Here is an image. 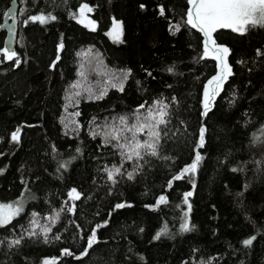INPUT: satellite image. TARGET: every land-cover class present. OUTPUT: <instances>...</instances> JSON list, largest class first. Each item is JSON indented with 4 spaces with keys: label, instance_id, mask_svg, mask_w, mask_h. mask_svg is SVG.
Returning a JSON list of instances; mask_svg holds the SVG:
<instances>
[{
    "label": "trees",
    "instance_id": "16d2710c",
    "mask_svg": "<svg viewBox=\"0 0 264 264\" xmlns=\"http://www.w3.org/2000/svg\"><path fill=\"white\" fill-rule=\"evenodd\" d=\"M11 1L0 0V23ZM19 3L12 59L0 30V201L26 203L0 225V264H264V27L214 31L230 74L206 110L217 59L187 24L188 0ZM86 3L94 27L76 16ZM158 100L167 123L157 155L124 159L114 145L132 133L110 143L105 133ZM197 152L196 170L183 173Z\"/></svg>",
    "mask_w": 264,
    "mask_h": 264
},
{
    "label": "snow or ice",
    "instance_id": "6c2138e0",
    "mask_svg": "<svg viewBox=\"0 0 264 264\" xmlns=\"http://www.w3.org/2000/svg\"><path fill=\"white\" fill-rule=\"evenodd\" d=\"M188 3L191 7L187 11V24L191 25L193 28H198L201 32L204 33L206 38H211V34L217 28H230L235 32L244 33L250 27H264V0H188ZM143 7V6H142ZM91 11V9L87 5L81 6V23L84 22L83 13L84 11ZM163 8H161V14H163ZM55 16L37 15L29 18L31 21H39L40 23H47L49 20H55ZM89 24H93L94 22L88 21ZM2 27V25H0ZM114 39L118 40L121 35L120 24L118 22H114L113 31L109 33ZM215 44V41H212ZM62 47V45H61ZM216 52V58L221 61L222 64V74L219 76L213 77L209 80V86L215 84V87L211 88L209 91L208 88L205 89V109L207 110L208 104L211 102L212 96L215 94L216 90L220 86V82L222 79H225L227 74H230V68L227 63L224 61V55L228 53V49L225 47H216L214 49ZM208 53V43H205V55ZM17 54L12 52L10 55H7V59H12ZM171 71V69H169ZM125 74V79L127 75ZM83 76V73H81ZM103 95V93H101ZM99 98V97H97ZM145 105L141 104L137 112L133 114L134 123L130 126L127 123V118L120 117V124L123 127L116 128L115 126L112 129L105 133L106 143H110L112 140L119 141L123 133L125 131L132 133L131 137H123L125 143H117L114 146L121 150L120 155L126 160L143 159L141 154V149L145 151L146 154L151 156L157 155V145L160 141V125H165L167 123L165 117L167 116V112L165 111L167 105L162 101H155L154 105L147 108L146 114H141L140 109H144ZM206 114V112H205ZM78 115V113H77ZM204 128L200 129V141L197 147H202L204 143ZM148 136V139L141 142L137 139L138 133H145ZM96 135V133H94ZM18 134L14 132L12 134V140H17ZM79 151V149H77ZM201 159L199 152L196 153L195 159L193 162L183 169V173L194 172L197 168V165ZM63 167V165H62ZM108 175L109 180L114 181V174L121 173V167L113 166L112 169H105ZM132 172L127 173L128 179H132ZM180 176L175 177V179H180ZM75 193V199H79V193H76L75 189H72L69 192V197H73ZM192 195L191 192L185 193V201H187V197ZM165 198L163 196L160 197L158 203L164 202ZM117 208L125 207L124 204L116 205ZM22 209L20 207H14L12 204L4 205L0 204V225H7L11 219L18 215ZM68 211H72L71 208ZM57 217H53L52 222H56ZM97 227H100L99 225ZM182 229L187 231L188 225L187 223L181 225ZM166 230V229H165ZM51 231L50 228H44V232L47 233ZM35 233H30V235H34ZM161 233H157L155 238H159ZM96 239V230L93 229L90 236L87 238V247L85 248L84 253L81 255H86L88 253V249L92 247L93 243ZM254 239V237L252 238ZM252 239L244 240L243 243L245 245H250L252 243ZM19 240H13L12 244H18ZM65 254H69L67 250H65ZM44 264H54V261H45Z\"/></svg>",
    "mask_w": 264,
    "mask_h": 264
},
{
    "label": "water",
    "instance_id": "95a60500",
    "mask_svg": "<svg viewBox=\"0 0 264 264\" xmlns=\"http://www.w3.org/2000/svg\"><path fill=\"white\" fill-rule=\"evenodd\" d=\"M83 5H87L92 11V6L89 3L83 4ZM19 8H20L19 0H12L10 5L8 6L7 10L5 11L3 19H2V21L0 23V25H2V27H0V30H4L5 31V39H4L5 49L9 53L15 52L16 48H17V38H18L19 29H20V27H19V17H18ZM86 11L87 10H85L84 13H83L84 17L86 16ZM91 11H89V12H91ZM76 16L79 18L81 16V11H79V13ZM201 33L203 34V37H204V43H206V41L208 43V53L207 54L216 56L217 54L214 51V49L216 47L220 46V47L227 48V46L225 44L217 41V39H216V37L214 35V32L211 34V38L210 39L206 38L204 36L203 32H201ZM212 41H215V44H213ZM224 61L227 63L228 67L230 68V64L228 62V53L226 55H224ZM221 74H222V64H221V61L217 59V71L213 75V77L219 76ZM228 76H229V74H227L226 78L222 79V81L220 82V86L216 90L215 94L212 96L211 102L208 104V107L212 106V103H213L216 95L219 93V90H220L221 86L225 83V81L227 80ZM213 87H215V84L212 85V86H209V84H207V88L209 89V91H211V88H213Z\"/></svg>",
    "mask_w": 264,
    "mask_h": 264
},
{
    "label": "rangeland",
    "instance_id": "374dc122",
    "mask_svg": "<svg viewBox=\"0 0 264 264\" xmlns=\"http://www.w3.org/2000/svg\"><path fill=\"white\" fill-rule=\"evenodd\" d=\"M83 18H85V19H84V22H85L86 24L90 25L91 27H94V26H95L94 19L90 16L89 11H86V16H85V17L83 16ZM79 19L81 20V19H82V16H80ZM88 21H92V22H94V23H93V24H89ZM115 22H119V21H115ZM119 23H120V22H119ZM112 29H113V27H112ZM112 29H111V30H112ZM105 69H106V68H102L101 71H102V72H105ZM106 72H107V70H106ZM76 193H78V192L76 191ZM73 195H75V193H74ZM25 203H26V198L23 197V196H21V197H20L18 200H16V201H11V202H2V201H0V204H4V205L12 204V205H14V207H20L22 210L25 208ZM22 210H21V211H22ZM21 211H20V212H21ZM20 212H19V213H20ZM15 216H16V215H15ZM15 216H14V217H15Z\"/></svg>",
    "mask_w": 264,
    "mask_h": 264
}]
</instances>
